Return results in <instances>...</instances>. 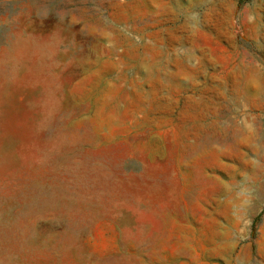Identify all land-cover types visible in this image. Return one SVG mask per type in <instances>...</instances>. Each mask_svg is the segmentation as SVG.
<instances>
[{"label":"rangeland","instance_id":"rangeland-1","mask_svg":"<svg viewBox=\"0 0 264 264\" xmlns=\"http://www.w3.org/2000/svg\"><path fill=\"white\" fill-rule=\"evenodd\" d=\"M0 264H264V0H0Z\"/></svg>","mask_w":264,"mask_h":264},{"label":"trees","instance_id":"trees-1","mask_svg":"<svg viewBox=\"0 0 264 264\" xmlns=\"http://www.w3.org/2000/svg\"><path fill=\"white\" fill-rule=\"evenodd\" d=\"M242 1V0H241Z\"/></svg>","mask_w":264,"mask_h":264}]
</instances>
